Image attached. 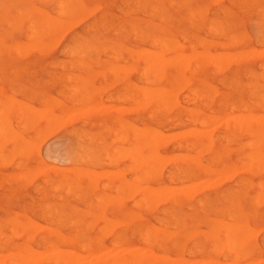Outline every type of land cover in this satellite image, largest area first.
<instances>
[{"label": "rangeland", "instance_id": "374dc122", "mask_svg": "<svg viewBox=\"0 0 264 264\" xmlns=\"http://www.w3.org/2000/svg\"><path fill=\"white\" fill-rule=\"evenodd\" d=\"M169 1H172V4ZM233 39L237 40L234 42ZM14 43H17L14 46H20L21 51V47L24 48L21 54H18L19 49L18 51L15 49V52L16 47H12ZM225 43L227 46H224ZM218 45H223V48ZM142 48L149 52L146 50L141 52ZM251 48L260 53L254 50L253 53H248ZM262 48L264 49V0H61V4L56 0H0V129H3V131L0 130L1 264H17L16 255L25 253L21 250L22 247L34 250L31 251L38 256L37 259L41 257L34 264H70V262L71 264L83 262L88 264L89 261L93 263L96 255L99 257L100 254L102 260L97 259L102 263L97 260L93 264H107V262L113 264L116 259L118 262L115 264H121V262L134 264L135 259H137L136 264H169L173 261L175 262L173 264L183 262H185L183 264H213L214 262L217 264L218 261V264H236V262L251 264L253 261L263 264L264 201H261L258 195L264 192V165L262 166L264 163V156H262L264 155V115H262L264 114V50ZM158 50H162V53L156 52ZM240 50V53H236ZM196 51L201 53L205 51L204 56L201 54L196 56L194 54ZM233 52L237 54L234 55L236 57L233 56ZM246 52L249 54L248 57ZM224 54L226 55L222 57ZM253 54L256 55L253 56ZM170 55H174L171 56V60ZM193 55L194 59L189 57ZM209 55L211 61L207 59ZM214 55L216 59L213 58ZM220 55L222 59H225L224 61L219 59ZM240 55L246 56V59L241 58ZM157 56L165 57L166 59L158 58L157 60L162 59L161 62H165L167 66L164 65L165 63L160 64L157 60L154 62ZM230 56L234 59L238 58L235 60L237 62L229 59ZM182 57H185L184 60H189L188 66H185L187 69H183L186 60L183 63ZM166 61H169V64ZM212 62L213 66H211ZM124 65L130 72L124 70ZM179 65L182 67L176 68ZM154 67L157 71H154ZM178 80L181 81L177 83ZM145 89L148 90V94L145 93ZM190 92L194 93L190 94ZM151 95L160 96L155 98ZM159 98L168 103H164L166 109H163L164 101L162 102ZM192 98L195 101H191ZM27 108L31 111L35 110V113L29 109L28 112ZM18 110L23 114H16ZM188 112L191 114L189 115ZM39 113H44L46 116L49 113L50 117L45 115L43 117L51 120L46 122L47 119H43ZM245 113L250 115L253 113L251 121L250 115ZM52 114H54L53 117ZM233 114L239 118L234 117ZM209 115L214 116L211 118ZM35 116L36 120H34ZM200 116H204V119ZM261 116H263L262 120L259 118ZM221 118L226 120L227 127ZM208 119H211L213 123ZM254 120L258 123L256 124ZM197 121L200 123L198 124ZM122 122H124L123 125L118 126ZM22 123H25V127H22L24 126L21 125ZM232 125H234L233 128ZM190 128H193L195 132ZM191 131L193 136H196H194L195 139ZM202 132H205L206 136ZM157 133L162 134L161 137ZM115 135H118L117 137L121 140H117ZM154 137L159 140L158 146L154 144L156 143V139H152ZM206 137L211 140L206 142ZM252 137H254L253 143L250 145L247 141H251ZM138 140L141 145H138ZM129 141L131 144L128 143ZM190 141L193 143L191 144ZM246 142L248 144H245ZM205 144L209 146L205 148ZM144 146L147 148L145 149ZM120 147L127 148L124 150L125 153L130 151L131 154L120 153L122 150ZM250 150H252L251 153L259 152L256 154L261 155L263 159L255 153L249 154ZM195 151L199 153L196 157ZM152 154L153 156L155 154V158ZM241 154L244 156L248 154V158L252 160ZM129 155H132L133 159ZM171 157L174 158V162ZM161 158L164 159V163H160L163 162ZM154 160L156 165L159 164L162 168L157 169L159 165L154 167V163L152 164ZM239 160L244 163H240ZM145 162L147 165L144 166ZM260 164L262 170L258 168ZM151 165L154 169L148 167ZM245 165H249V169ZM230 166L234 171L229 168ZM256 167L259 170H256ZM245 168L253 174L247 172ZM224 169L226 172H223ZM86 170L92 173L91 178ZM220 173L224 175L220 176ZM133 174L140 178L136 181L137 177ZM92 177L95 178L93 182ZM203 182L206 184L202 186ZM132 183L139 191L133 188ZM207 183L210 188L205 190ZM258 184L262 188H259ZM67 185L68 188H66ZM142 185H146L147 188L143 189ZM180 185L183 187L199 185L197 187L199 191L194 187L195 192L189 194L192 188L179 189ZM162 186L167 193L163 191ZM167 186L178 187V189L175 192L173 188ZM180 190L188 195L182 196V193H179ZM160 192L164 194L159 195ZM147 194L153 196L150 197ZM171 195L175 197L173 201H176L172 202ZM166 196L167 198H164ZM157 199L161 203H156ZM146 205L147 209L144 208ZM231 212L235 215L230 214ZM230 215L233 216L231 219ZM221 222H224L222 226L225 228H220ZM236 222L243 227L241 229L244 230L243 233L240 227L234 229L238 225ZM18 224L19 227H17ZM152 224L159 228L154 229ZM103 225L107 232H104L106 230L103 229ZM245 225L248 227L245 228ZM226 226L231 233L227 232ZM41 227H43L42 230ZM98 227L100 231H103L99 232ZM146 228L149 229V233ZM160 229L165 230V233L163 230L160 233ZM223 229L232 238L239 239L240 234V240H236L237 243L234 239L231 240L236 244H234L235 247L232 248L233 245L228 243L230 237L229 240L226 238L228 242L225 244L224 237L228 234L226 235ZM247 229L253 232L255 230L256 234L252 233L254 236H250L251 232L249 233ZM103 232L104 235L101 234ZM145 232L151 236L149 237ZM244 232L249 233V238L247 235L243 236L246 234ZM166 233H168L167 236L169 234L171 236H163ZM27 234L30 236L27 237ZM143 234L144 238H140ZM192 244L198 249L194 250ZM225 245L231 246L232 249L227 247L228 249L224 250ZM212 246L218 247V251L212 250ZM45 248L50 249L47 251ZM125 248L130 254L133 251L134 255L126 254ZM63 249L66 250V254L62 253ZM102 249L104 252L101 251ZM120 249H122L121 255L125 254L124 257L120 255ZM8 251H13L11 256ZM56 252L59 255L63 254V257L68 256L69 252L73 255L69 254L64 258L66 260H60ZM95 252H97L96 255L91 254ZM151 253L153 258L154 254H158L160 261L151 260ZM47 254L50 256L47 257ZM145 254L151 256L146 258ZM5 255L11 257L13 261L5 258ZM45 256L47 261H40L43 257L45 259ZM235 256L237 259L234 258ZM114 257L116 259L113 260ZM162 257L168 262L164 263L165 260L163 262ZM181 257L183 259L179 260ZM232 258L235 259L234 262ZM127 259L131 260L127 262ZM148 259H150L149 262L144 263Z\"/></svg>", "mask_w": 264, "mask_h": 264}, {"label": "bare ground", "instance_id": "6f19581e", "mask_svg": "<svg viewBox=\"0 0 264 264\" xmlns=\"http://www.w3.org/2000/svg\"><path fill=\"white\" fill-rule=\"evenodd\" d=\"M41 1H42V0H41ZM56 1L60 2V4H61V0H56ZM71 1H72V0H71ZM171 2H172V1H171ZM171 2L169 1V3H171ZM213 2L215 3V2H217V1H213ZM252 2H253V1H252ZM18 3H19V2H18ZM62 3H63V2H62ZM166 3H167V2H166ZM54 4L57 6L56 3H54ZM58 4H59V3H58ZM68 4H69V3H68ZM171 4H172V3H171ZM251 4H252V3H251ZM156 5H157V4H156ZM244 5H245V4H244ZM72 6H73V5H72ZM167 6H168V5H167ZM61 7H62V5H61ZM151 7H152V6H151ZM156 7H157V6H156ZM156 7H155V8H156ZM22 8H23V7H22ZM62 8H63V7H62ZM62 8H61V9H62ZM72 8H73V7H72ZM79 8H81V7L79 6ZM91 8H92V7H91ZM170 8H171V7H170ZM175 8H176V7H175ZM25 9H26V8H25ZM157 9H158V7H157ZM172 9H173V8H172ZM253 9H254V8H253ZM17 10H18V9H17ZM56 10H57V9H56ZM82 10H83V9H82ZM85 10H86V9H85ZM14 11H15V9H14ZM58 11H59V9H58ZM58 11H57V12H58ZM155 11H156V10H155ZM165 11H166V10H165ZM17 12H18V11H17ZM67 12H68V11H67ZM19 13H21V12L19 11ZM61 13H62V12H61ZM61 13H60V14H61ZM65 14H67V13L65 12ZM160 14H161V13H160ZM61 15H62V14H61ZM63 15H64V14H63ZM143 15H144V14H143ZM199 15H201V14H199ZM80 16H81V15H80ZM83 16H84V15H83ZM173 16H174V15H173ZM197 16H198V15H197ZM49 17H50V16H49ZM83 18H84V17H83ZM85 18H86V17H85ZM150 18H151V17H150ZM161 18H162V17H161ZM169 18H170V17H169ZM46 19H47V18H46ZM58 19H59V18H58ZM73 19H75V18H73ZM76 19H78V18H76ZM76 19H75V20H76ZM203 19H204V18H203ZM25 20H26V19H25ZM137 20H138V19H137ZM226 20H227V19H226ZM58 21H59V20H58ZM140 21H141V20H140ZM189 21H190V20H189ZM56 22H57V21H56ZM75 22H76V21H75ZM201 22H202V21H201ZM28 23H29V22H28ZM47 23H48V22H47ZM54 23H55V22H54ZM54 23H53V24H54ZM72 23H73V21H72ZM76 23H77V22H76ZM76 23H75V24H76ZM149 23H150V22H149ZM48 24H49V23H48ZM48 24H47V25H48ZM69 24H70V23H69ZM231 24H232V23H231ZM67 25H68V24H67ZM14 26H15V25H14ZM71 26H72V25H71ZM65 27L68 28V26H65ZM71 28H72V27H71ZM212 29H213V28H211V30H212ZM86 30H87V29H86ZM207 30H208V29H207ZM214 31H215V30H214ZM32 34H33V33H31V35H32ZM31 35H30V36H31ZM87 35H88V34H87ZM176 35H177V34H176ZM180 35H181V34H180ZM77 36H79V35H77ZM169 36H170V35H169ZM28 37H29V35L27 36V38H28ZM32 37H33V36H32ZM54 37H55V36H54ZM181 37H182V36H181ZM79 38H80V37H79ZM169 38H170V37H169ZM183 39H184V38H183ZM261 39H263V38H261ZM235 40H237V39H233L234 42H235ZM97 41H98V40H97ZM231 41H232V39H231ZM153 42H154V41H153ZM42 43H44V42H42ZM229 43H230V41H229ZM27 44H28V43H27ZM44 44H45V43H44ZM176 44H178V43H176ZM232 44H233V42H232ZM234 44H235V43H234ZM14 45H17V43H14V44L12 45L13 48L16 47V46H14ZM48 45H49V44H48ZM83 45H84V44H83ZM229 45H231V44H229ZM259 45H260V44H259ZM21 46H23V45H21ZM24 46H25V44H24ZM24 46H23V47H24ZM49 46H50V45H49ZM163 46H164V45H163ZM169 46H170V45H169ZM191 46H192V45H190V47H191ZM209 46H210V45H209ZM224 46H227V44L225 43ZM34 47H35V46H34ZM50 47H51V46H50ZM79 47H80V46H79ZM151 47H152V46H151ZM165 47H166V46H165ZM218 47L223 48V45H222V46H221V45H220V46L218 45ZM19 48H20V46L18 45L16 48H14V50L16 49V50L18 51ZM30 48H31V47H30ZM35 48H37V47H35ZM35 48H34V49H35ZM175 48H176V47H175ZM21 49H22V51H24V50H23L24 48L21 47ZM25 49H26V48H25ZM107 49H108V48H107ZM159 49H160V48H159ZM161 49H162V48H161ZM163 49H164V48H163ZM163 49H162V50H163ZM170 49H171V48H170ZM262 49H263V48H262ZM16 50H15V52H16ZM19 50H20V49H19ZM66 50H67V48H66ZM68 50H69V49H68ZM85 50H86V49H85ZM101 50H103L102 47H101ZM142 50H143V48L141 49V52H146V51H148L147 49H144V50H146V51H144V50L142 51ZM162 50H158V51H156V52H158V53L161 54V53H162ZM164 50H166V49H164ZM251 50H252V48L250 49V51H248V53H249V52H250V53H253V50H254V49L252 50V52H251ZM263 50H264V49H263ZM22 51L20 50L18 54H21L20 52H22ZM98 51H99V50H98ZM103 51H104V50H103ZM103 51H102V52H103ZM109 51H112V50H109ZM127 51H128V50H127ZM138 51H139V50H138ZM154 51H155V50H154ZM160 51H161V52H160ZM173 51H174V50H173ZM173 51H172V52H173ZM221 51H222V50H221ZM246 51H247V50H246ZM254 51H255V50H254ZM259 51H262V50H259ZM71 52H72V51H71ZM74 52L76 53V51H74ZM148 52H149V51H148ZM152 52H153V51H152ZM197 52H198V53H197ZM199 52H200V53H199ZM203 52H205V51H202V53H201V51H196V53L194 52V54H196V56H197V55L199 56L200 54L204 56ZM235 52H236V51H235ZM235 52H233V53H234L233 56H234L236 53H240L241 50H240L239 52H238V51H237L236 53H235ZM255 52L260 53V52H258V51H255ZM255 52H254V53H255ZM262 52H263V51H262ZM24 53H25V52H24ZM112 53H113V52H112ZM158 53H157V54H158ZM214 53H215V52H214ZM218 53L220 54V53H226V52H218ZM246 53H247V52H246ZM248 53H247V55H246L247 57H248V55H249ZM257 53H256V54H257ZM73 54H74V53H73ZM150 54H151V51H150ZM154 54H155V52H154ZM157 54H156V55H157ZM180 54H181V52L178 54L179 56H178L177 54H174V55H177L178 57H180ZM206 54H207V52H206ZM243 54H244V52H243ZM243 54H242V55H243ZM256 54H253V56L256 55ZM261 54H262V53H261ZM261 54H258V55H261ZM65 55H66V54H65ZM67 55H69V54H67ZM75 55H76V54H75ZM101 55H102V54H101ZM174 55H170V57H171V56L173 57ZM201 55H200V56H201ZM207 55H208V54H207ZM221 55H222V54H221ZM221 55H220L219 57H221ZM225 55H226V54H224L222 57H224ZM229 55H231V54H229ZM229 55H228V56H229ZM236 55H237V54H236ZM238 55H239V54H238ZM242 55H240L241 58L246 59V58H245L246 56H245V57H242ZM250 55H251V54H250ZM76 56H77V55H76ZM110 56H112V55H110ZM211 56H212V55H211ZM154 57H155V56H154ZM170 57H169V58H170ZM172 57L170 58V60L172 59ZM186 57H187V56H186ZM189 57H190V58H192V57L195 58L194 55H193V56H189ZM214 57H215V55L213 56V58H214ZM217 57H218V56H217ZM222 57L219 58V59H222ZM226 57H227V56H226ZM226 57H225V58H226ZM234 57H236V56H234ZM250 57L253 58L252 55H251ZM113 58H116V56H113ZM150 58H151V56H150ZM158 58H163V56H160V57L157 56L156 59L154 60V62H155ZM167 58H168V57H167ZM169 58H168V59H169ZM174 58H175V57H174ZM182 58H183L182 60H184L185 57H182ZM194 58H192V59H194ZM230 58H231L232 61H235L236 59L238 60V58H235V59H234L232 56H230L229 59H230ZM232 58H233V59H232ZM163 59H166V58L164 57ZM179 59H180V58H179ZM188 59H189V58H188ZM207 59L210 60V55H209V57H208ZM211 59H212V58H211ZM214 59H216V58H214ZM223 59H224V58H223ZM223 59H222V60H223ZM180 60H181V59H180ZM180 60H178V61L180 62ZM185 60H186V59H185ZM185 60L183 61V63L185 62ZM224 60H225V59H224ZM224 60H223V61H224ZM123 61H124V60H123ZM158 61H159V60H157V62H158ZM161 61H162V59H161ZM161 61H159V63L163 65V63H165V62H161ZM163 61H164V60H163ZM174 61H175V59H174ZM188 61H189V60H188ZM188 61L186 60V63H185V65L183 66V69L186 68L185 66H188V65H187V64H188ZM210 61H211V60H210ZM210 61H209V62H210ZM256 61H257V60H256ZM152 62H153V61H152ZM152 62H151V63H152ZM166 62H168V64H169V61H166ZM181 62H182V61H181ZM214 62H215V64H216V61H214ZM235 62H237V61H235ZM171 63H174V62H171ZM177 63H178V62H177ZM183 63H180V64L182 65ZM156 64H158V63H156ZM213 64H214V63L212 62L211 66H213ZM154 65H155V64H154ZM158 65H159V64H158ZM158 65H157V67H158ZM164 65L167 66L166 63H165ZM170 65H171V64H170ZM181 65L177 66L176 68L180 67ZM194 65H195V64H194ZM143 66H144V65H143ZM143 66H142V67H143ZM196 66H197V64H196ZM214 66H216V65H214ZM260 66H261V65H260ZM113 67H115V66H113ZM113 67H111V68H113ZM120 67H121V66H120ZM155 67H156V65H155ZM155 67H154V68H155ZM181 67H182V66H181ZM216 67H217V66H216ZM123 68H125L124 70H126V69H127V68H126V65H124ZM129 68H130V66H129ZM154 68H153V70H154ZM261 68H262V66H261ZM118 69H120V68H118ZM121 69H122V68H121ZM130 69H131V68H130ZM174 69H175V68H174ZM186 69H187V68H186ZM257 69H258V68H257ZM128 70H129V69H128ZM128 70H126V72H127ZM191 70H192V69H191ZM204 70H205V69H204ZM117 71H118V70H117ZM154 71H157V69L155 68ZM195 71H196V70H195ZM113 72H114V71H113ZM115 72H116V70H115ZM123 72H124V71H123ZM128 72H130V71H128ZM176 72H177V71H176ZM187 72H188V71H187ZM134 73H135V71H134ZM210 73H211V72H210ZM115 74H116V73H115ZM142 74H143V73H142ZM143 75H144V74H143ZM146 75H147V74H146ZM156 75H157V74H156ZM156 75H155V77H156ZM112 76H113V75H112ZM150 76H151V75H150ZM153 76H154V75H153ZM120 77H121V76H120ZM155 77H153V78H155ZM168 77H169V75H168ZM114 78H116L115 75H114ZM116 79H117V78H116ZM170 79H171V78H170ZM253 79H254V78H253ZM260 79H261V78H260ZM263 79H264V78H263ZM179 81H181V80H178L177 83H178ZM183 81H184V80H183ZM251 81H252V80H251ZM261 81H262V80H261ZM186 82H187V81H186ZM145 83H147V81H146ZM162 83H163V82H162ZM165 83H166V82H165ZM180 83H181V82H180ZM187 83H188V82H187ZM187 83H186V84H187ZM129 84H131V83H129ZM143 84H144V83H143ZM182 84H183V83H182ZM188 84H189V83H188ZM188 84H187V85H188ZM175 85H176V84H175ZM178 85H179V84H178ZM187 85H186V86H187ZM143 86H145V85H143ZM168 86H169V85H167V87H168ZM121 87H122V86H121ZM167 87H165V88H167ZM71 88H72V87H71ZM76 88H77V87H76ZM98 88H99V87H97V89H98ZM158 88H159V87H158ZM169 88H170V86H169ZM102 89H103V88H102ZM123 89H125V88H123ZM198 89H199V88H198ZM73 90H74V89H73ZM100 90H101V88H100ZM195 90H196V89H195ZM134 91H135V90H134ZM136 91H137V90H136ZM144 91H145L146 94L149 93L148 90H146V89H145ZM146 91H147V92H146ZM158 91H160V88L158 89ZM189 91H190V90H189ZM128 92H129V91H128ZM137 92H138V91H137ZM137 92H136V93H137ZM150 92H151V91H150ZM164 92H165V91H164ZM248 92H249V91H248ZM134 93H135V92H134ZM141 93H142V92H141ZM165 93H166V92H165ZM173 93H174V92H173ZM192 93H194V92H192ZM192 93L190 92V94H192ZM60 94H61V93H60ZM132 94H133V93H132ZM160 94H161V92H160ZM162 94H163V92H162ZM174 94H175V93H174ZM248 94H249V93H248ZM143 95H144V94H143ZM149 95H150V94H149ZM149 95H148L147 99L149 98ZM200 95H202V94H200ZM215 95H216V94H215ZM6 96H7V95H6ZM6 96H5V97H6ZM151 96H152V97H155V96H153V95H151ZM157 96H158V95H156V97H157ZM159 96H160V95H159ZM159 96H158V97H159ZM169 96H170V95H169ZM173 96L175 97V95H173ZM186 96H187V95H186ZM195 96H197V95L195 94ZM245 96H246V95H245ZM128 97H129V96H128ZM156 97H155V98H156ZM191 97H192V96H191ZM199 97H200V96H199ZM199 97H196V98H199ZM250 97H251V96H250ZM139 98H140V97H139ZM139 98H138V99H139ZM160 98H161V97H160ZM160 98H159V100L163 99V98H161V99H160ZM188 98H189V97H188ZM206 98H207V97H206ZM262 98H263V97H262ZM5 99H6V98H5ZM134 99H136V98H134ZM147 99H146V100H147ZM150 99H151V97H150ZM157 99H158V98H157ZM208 99H209V98H208ZM12 100H13V99H12ZM132 100H133V99H132ZM148 100H149V99H148ZM148 100H147V101H148ZM175 100H176V99H175ZM200 100L202 101V99H200ZM204 100H206V99H204ZM261 100H262V99H261ZM263 100H264V99H263ZM47 101H48V100H47ZM137 101H138V100H137ZM161 101L163 102L164 100H161ZM161 101H160V102H161ZM191 101H195V99L192 98ZM191 101H190V103H191ZM12 102H13V101H12ZM148 102H149V101H148ZM148 102H147V103H148ZM162 102H161V103H162ZM19 103H20V101H19ZM19 103H18V104H19ZM54 103H55V102H54ZM139 103H140V102H139ZM164 103H166V102L164 101L163 104H162V105H163V109H166V108L164 107V105H165ZM199 103H200V102H199ZM3 104H4V103H2V105H3ZM166 104H168V103H166ZM206 104H207V103H206ZM213 104H214V103H213ZM141 105H142V103H141ZM162 105H161V106H162ZM202 105H203V104H202ZM257 105H258V104H257ZM16 106H17V108L19 109V106H18L17 104H16ZM138 106H140V105H138ZM176 106H177V105H176ZM206 106H207V105H206ZM3 107H4V106H3ZM29 107H32V106L29 105ZM135 107H136V106H135ZM141 107H142V106H141ZM157 107H158V106H157ZM159 107H160V106H159ZM172 107H173V106H172ZM172 107H171V108H172ZM178 107H179V106H178ZM185 107H186V106H185ZM202 107H203V106H202ZM204 107H205V106H204ZM216 107H217V106H216ZM14 108H16V107H14ZM42 108H43V107H42ZM179 108H181V107H179ZM207 108H208V106H207ZM210 108H211V107H210ZM4 109H6V107H4ZM28 109H29V108H27V110H28ZM32 109H33V107H32ZM89 109H90V108H89ZM94 109H95V108H94ZM108 109H109V108H108ZM158 109H159V108H157V110H158ZM169 109H170V108H169ZM238 109H239V108H238ZM240 109H241V108H240ZM242 109H243V108H242ZM29 110L31 111V109H29ZM29 110H28V112H29ZM37 110H38V109H37ZM40 110H42V109H40ZM40 110H39V111H40ZM43 110H44V109H43ZM47 110H48V108H47ZM60 110H61V109H60ZM97 110H98V109H97ZM123 110H124V109H123ZM149 110H150V109H149ZM180 110H181V109H180ZM180 110H179V111H180ZM182 110H183V109H182ZM186 110H187V109H186ZM210 110H211V109H210ZM19 111H20V110H18V112H17L16 114L19 113L20 115H22L23 113L21 114ZM34 111H35V110H32L31 112H34ZM44 111H45V110H44ZM44 111H41V112H44ZM78 111H79V110H78ZM84 111H85V110H84ZM124 111H125V110H124ZM127 111H128V110H127ZM184 111H185V110H184ZM230 111H231V110H230ZM239 111H240V110H239ZM13 112H15V111H13ZM21 112H22V111H21ZM31 112H30V113H31ZM151 112H152V111H151ZM162 112H163V111H162ZM162 112H161V113H162ZM164 112H165V110H164ZM164 112H163V113H164ZM205 112H206V111H205ZM34 113H35V112H34ZM34 113H33V115H34ZM66 113H68V112H66ZM74 113H75V112H74ZM85 113H86V112H85ZM87 113H88V112H87ZM165 113H166V112H165ZM165 113H164L163 115H165ZM188 113H189V112H188ZM217 113H218V112H217ZM240 113H241V112H240ZM31 114H32V113H31ZM39 114H40V113H39ZM41 114H42V115H41ZM41 114H40V116H42V118L45 119V117H43L45 114H44V113H41ZM46 114H47V113H46ZM186 114H187V113H186ZM190 114H191V113H189V115H190ZM223 114H224V113H223ZM241 114H242V113H241ZM245 114H246V115H250V113H245ZM252 114H253V113H251V115H252ZM6 115H7V114H6ZM25 115H26V114H25ZM35 115H36V114H35ZM78 115H79V114H78ZM84 115H85V114H84ZM147 115H148V114H147ZM187 115H188V114H187ZM201 115H202V114H201ZM242 115H243V114H242ZM251 115H250V117H251V118H250V121H251V119H252V117H253V116H251ZM255 115L257 116L256 113H255ZM258 115H259V114H258ZM262 115H264V114H262ZM45 116H46V115H45ZM48 116L50 117L51 115H49V113H48V115H47L46 117H48ZM53 116H54V114H52V117H53ZM55 116H56V114H55ZM57 116H58V115H57ZM57 116H56V117H57ZM207 116H208V114H207ZM210 116H211V118H212V116H214V115H209V117H210ZM215 116H216V115H215ZM227 116H228V115H227ZM233 116H234V114H233ZM235 116H236V115H235ZM235 116H234V117H235ZM256 116H254L255 120H257V119H256V118H257ZM21 117H22V116H21ZM37 117L40 118V119H42V118L39 117L38 115H37ZM58 117H59V116H58ZM169 117H170V116H169ZM190 117H191V116H190ZM200 117H201V116H200ZM203 117H204V116H203ZM203 117H201V118H203ZM236 117H237V116H236ZM240 117L242 118V116H240ZM243 117H244V116H243ZM245 117H249V116H245ZM245 117H244V118H245ZM261 117H262V118H261ZM261 117H259V118L262 120V119H263V116H261ZM1 118H2V117H1ZM33 118H34V116H33ZM61 118H63V117H61ZM66 118H67V117H66ZM69 118H70V117H69ZM72 118H73V116H72ZM72 118H71V119H72ZM184 118H185V117H184ZM197 118H199V117H197ZM226 118H227V117H226ZM229 118H230V117H228V119H229ZM237 118H239V117H237ZM18 119H19V117H18ZM18 119H17V121H18ZM23 119H24V116H23ZM46 119H47L46 122H48L50 118H49V119L46 118ZM46 119H45V120H46ZM59 119H60V118H58V120H59ZM71 119H70V120H71ZM167 119H168V118H167ZM186 119H187V118H186ZM203 119H204V118H203ZM203 119H200V120H203ZM221 119H222V118H221ZM221 119H220V120H221ZM224 119H225V117H224ZM224 119H222V120H224ZM248 119H249V118H248ZM13 120H14V119H13ZM25 120H26V119H25ZM34 120H36V116H35V119H34ZM38 120H39V119H38ZM50 120H51V119H50ZM72 120H73V119H72ZM220 120H219V121H220ZM234 120H235V119H234ZM236 120H237V119H236ZM255 120H254V122L257 124L258 122L255 121ZM261 120H260V121H261ZM14 121L16 122V120H14ZM56 121H57V119H56ZM66 121H67V120H66ZM190 121H191V120H190ZM198 121H199V120H198ZM198 121H197V122H198ZM208 121H211V119H210V120L208 119ZM214 121H217V120L214 119ZM241 121H242V120H241ZM245 121H246V120H245ZM252 121H253V120H252ZM263 121H264V119H263ZM263 121H262V122H263ZM23 122H24V121H23ZM52 122H53V121H52ZM59 122H60V121H59ZM201 122L203 123V121H201ZM205 122H206V121H205ZM6 123H7V122H6ZM36 123H37V122H36ZM50 123H51V121H50ZM65 123H67V122H65ZM123 123H124V122L119 123L118 126H120L121 124L123 125ZM199 123H200V122H198V124H199ZM209 123H210V122H209ZM211 123H213V122L211 121ZM218 123H219V122H218ZM218 123H217V124H218ZM225 123H227L226 120H224V125H225ZM236 123H237V122H236ZM238 123H240V122L238 121ZM46 124H47V123H46ZM46 124H45V125H46ZM204 124H205V123H204ZM204 124H203V125H204ZM220 124H221V123H220ZM3 125H5V124H3ZM16 125H18V124H16ZM21 125H24V126H22V127H25V123H24V124L22 123ZM21 125H20V126H21ZM29 125H30V124H29ZM45 125H44V126H45ZM126 125H127V124H126ZM215 125H216V124H215ZM236 125H237V124H236ZM244 125H245V124H244ZM248 125H249V124H248ZM6 126H7V125H6ZM18 126H19V125H18ZM56 126H57V125H56ZM130 126H131V125H130ZM130 126H128V127H130ZM206 126H207V125H206ZM225 126H226V125H225ZM0 127H1V126H0ZM2 127H3V126H2ZM7 127H8V126H7ZM9 127H10V126H9ZM9 127H8V128H9ZM26 127H27V125H26ZM187 127H188V126H187ZM215 127H216V126H215ZM226 127H227V126H226ZM233 127H234V125H232V128H233ZM8 128H7V129H8ZM53 128H54V127H53ZM55 128H56V127H55ZM133 128H135V126H134ZM144 128H145V126H144ZM193 128H194V127H193ZM193 128H192V129H193ZM209 128H210V127H209ZM237 128H238V127H237ZM249 128H250V127H249ZM22 129H23V128H22ZM24 129H25V128H24ZM35 129H36V128H35ZM118 129L120 130V128H118ZM131 129H132V128H131ZM137 129H138V128H137ZM188 129H189V128H188ZM188 129H186V130L188 131ZM192 129L190 128V130H192ZM195 129H196V128H195ZM223 129H224V128H223ZM225 129H227V128H225ZM244 129H245V128H244ZM0 130L3 131L2 128H1ZM121 130H122V129H121ZM132 130H133V129H132ZM151 130H152V129H151ZM154 130H155V129H154ZM156 130H157V129H156ZM186 130H185V131H186ZM238 130L240 131V129H238ZM248 130H249V129H248ZM20 131H21V129H20ZM134 131H136V130H134ZM140 131H141V130H140ZM142 131H143V130H142ZM152 131H153V130H152ZM152 131H151V133H152ZM157 131H158V130H157ZM182 131H183V130H182ZM192 131H193V130H192ZM192 131H191V132H192ZM197 131H198V130H197ZM200 131H201V130H200ZM208 131H209V130H208ZM249 131H250V130H249ZM137 132H138V131H137ZM174 132H175V131H174ZM176 132H177V131H176ZM191 132H189V133H191ZM193 132H195V131H193ZM193 132H192V134H191L192 136H193ZM224 132H225V131H224ZM121 133H122V131H121ZM130 133H132V132H130ZM145 133H146V132H145ZM149 133H150V132H149ZM154 133H155V132H154ZM168 133H169V132H168ZM170 133H171V132H170ZM189 133H188V134H189ZM199 133H201V132H199ZM202 133H203V132H202ZM227 133H228V132H227ZM159 134H160V133H159ZM248 134H249V133H248ZM248 134H246V135H248ZM35 135H36V132H35ZM118 135H119V134H118ZM118 135H115L114 137L116 138ZM120 135H121V134H120ZM120 135H119V136H120ZM138 135H139V134H138ZM153 135H154V134H153ZM157 135H158V133H157ZM161 135H162V134H161ZM161 135H158V136L161 137ZM203 135H205V132L203 133ZM203 135L201 134V136H203ZM251 135H252V133H251ZM6 136H7V135H6ZM9 136H10V135H9ZM119 136H118V137H119ZM132 136H133V135H132ZM141 136H142V135H141ZM143 136H144V135H143ZM145 136H146V135H145ZM167 136H168V135H167ZM171 136H173V135H171ZM171 136H170V137H171ZM177 136H178V135H177ZM187 136H190V135H187ZM194 136H195V135H194ZM194 136H193V138H194ZM197 136L199 137L198 133H197ZM205 136H206V135H205ZM249 136H250V134H249ZM1 137H2V136H1ZM20 137H21V136H20ZM118 137H117L116 139H117V140H121V139L118 138ZM146 137H147V136H146ZM152 137H153V136H152ZM160 137H159V139H160ZM163 137L165 138V136H163ZM178 137H179V136H178ZM195 137H196V136H195ZM207 137H208V136H207ZM207 137H206V140H207L206 142H208L209 140H211L210 137H209V138H210L209 140L207 139ZM11 138H12V136H11ZM115 138H113V140H114ZM123 138H124V137H123ZM125 138H126V136H125ZM171 138H172V137H171ZM174 138H175V137H174ZM174 138H173V139H174ZM176 138H177V137H176ZM187 138H188V137H187ZM212 138H213V137H212ZM217 138H218V137H217ZM221 138H222V137H221ZM245 138H246V137H245ZM253 138H254V137H252V140H251L252 142H251V141H247V142H249V144H250V143H253ZM257 138H258V137H257ZM257 138H256V139H257ZM142 139H143V137H142ZM152 139H153V140L156 139V140H155L156 143H154ZM152 139H151V140H152V142H153L154 144H157V141H159V140H157V138H155V137L152 138ZM165 139H166V138H165ZM194 139H195V138H194ZM197 139H198V138H197ZM1 140H2V139H1ZM8 140H10V138H9ZM13 140H14V137H13ZM130 140H131V139H130ZM143 140H146V138L143 139ZM147 140H149V139H147ZM182 140H183V139H182ZM186 140H187V139H186ZM222 140L227 141V139H226V140H225V139H222ZM139 141H140V140H138V142H139ZM184 141H185V140H184ZM184 141H183V142H184ZM13 142H14V141H13ZM13 142H12V143H13ZM117 142H118V141H117ZM161 142H162V141H161ZM166 142H167V141H166ZM185 142H186V141H185ZM247 142H246L245 144H248ZM23 143H24V142H23ZM27 143H28V142H27ZM128 143L131 144L130 141H129ZM135 143H137V142H135ZM163 143H165V142H163ZM163 143H162V145H163ZM190 143H191V141H190ZM192 143H193V142H192ZM192 143H191V144H192ZM137 144H138V143H137ZM151 144H152V143H151ZM187 144H189V143H187ZM202 144H203V143H202ZM236 144H237V143H236ZM13 145H14V143H13ZM32 145H33V144H32ZM134 145H135V144H134ZM138 145H141V143L139 142ZM142 145H143V144H142ZM184 145H185V143H184ZM184 145H183V146H184ZM189 145H190V144H189ZM203 145H204V144H203ZM250 145H251V144H250ZM250 145H248V146H250ZM132 146H133V145H132ZM155 146H156V145H155ZM157 146H158V144H157ZM185 146H186V145H185ZM190 146H192V145H190ZM199 146H200V145H199ZM199 146H198V147H199ZM206 146H209V144H205L204 147L206 148ZM240 146H242V145H240ZM122 147H123V146H122ZM122 147H120V149H121ZM138 147H139V146H138ZM186 147H187V146H186ZM192 147H195V145H193ZM198 147H197V148H198ZM200 147H202V145H201ZM200 147H199V148H200ZM27 148H28V147H27ZM128 148H129V147H128ZM144 148H145V146H144ZM146 148H147V147H146ZM146 148H145V149H146ZM205 148H204V150H205ZM126 149H127V148H125V149L122 148V150L120 151V153H122V152L125 153L124 150H126ZM133 149H134V148H133ZM200 149H201V148H200ZM114 150H116V149H114ZM137 150H138V149H137ZM185 150H186V149H185ZM195 150H196V149H195ZM197 150H198V149H197ZM16 151H18V150H16ZM20 151H21V149H20ZM28 151H29V150H28ZM134 151H135V150H134ZM186 151H187V150H186ZM199 151H200V150H199ZM251 151H252V150H250L249 154L251 153ZM21 152H23V151H21ZM21 152H20V153H21ZM128 152L130 153V151H127L125 154L128 155ZM188 152H190V151H188ZM200 152H201V151H200ZM202 152H203V151H202ZM205 152H206V150H205ZM23 153H25V151H24ZM133 153H134V152H133ZM133 153H132V154H133ZM137 153H139V152L137 151ZM144 153H145V152H144ZM150 153H151V152H150ZM156 153H157V152H156ZM158 153H159V152H158ZM192 153H193V152H192ZM253 153H255V152H253ZM253 153H251V154H253ZM256 153H259V152H256ZM256 153H255V154H256ZM18 154H19V153H18ZM125 154H124V155H125ZM130 154H131V153H130ZM194 154H195V155H194L195 157H196L197 155H199V153L197 154L196 151L194 152ZM196 154H197V155H196ZM10 155H11V154H10ZM19 155L21 156V154H19ZM24 155H25V154H24ZM120 155H121V154H120ZM127 155H125V156H127ZM134 155H135V154H134ZM136 155H137V154H136ZM142 155H143V154H142ZM146 155H147V154H146ZM150 155H151V154H150ZM161 155H162V154H161ZM241 155H242V154H241ZM1 156H2V155H1ZM105 156H106V155H105ZM131 156H132V155H129V157H131ZM152 156H153V154H152ZM154 156H155V154H154ZM154 156H153V157H154ZM159 156H160V155H159ZM176 156H177V155H176ZM242 156L248 158V154H246V156H244V155H242ZM249 156H251V155H249ZM256 156H260L259 158H262V159H263V157H261V155L256 154ZM262 156H264V155H262ZM5 157H6V156H5ZM108 157H109V156H108ZM117 157H118V156H117ZM145 157H146V156H145ZM145 157H144V158H145ZM147 157H149V156H147ZM147 157H146V158H147ZM200 157H201V156H200ZM254 157H255V156H254ZM131 158H132V157H131ZM131 158H130V159H131ZM142 158H143V156H142ZM154 158H155V157H154ZM190 158H192V156H191ZM251 158H253V157H251ZM255 158H257V157H255ZM80 159H81V158H80ZM132 159H133V158H132ZM149 159H150V158H149ZM149 159H148V160H149ZM171 159H173V162H174V158L171 157ZM179 159H180V158H179ZM188 159H189V158H188ZM201 159L203 160V158H201ZM248 159H249V158H248ZM144 160H146V159H144ZM160 160H163V162H160V163H164V162H165L163 158H161ZM175 160H176V159H175ZM195 160H196V159H195ZM249 160H252V159H249ZM254 160L256 161V159H254ZM258 160H260V159H258ZM2 161H3V160H2ZM149 161H151V160H149ZM170 161H171V160H170ZM211 161H212V160H211ZM237 161H238V160H237ZM239 161H240V160H239ZM263 161H264V159H263ZM18 162H19V161H18ZM132 162H133V161H132ZM135 162H136V161H135ZM143 162H144V161H143ZM155 162H156L155 160H154V162L152 161V164L154 163V164H153L154 167H155V165H156ZM192 162H194V161H192ZM241 162L244 163V161H240V163H241ZM246 162L250 163L249 161H246ZM258 162H259V161H258ZM261 162H262V161H261ZM145 163H146V162H145ZM133 164H134V163H133ZM135 164H136V163H135ZM209 164H210V163H209ZM145 165H147V163L144 164V166H145ZM149 165H150V164H149ZM158 165H159V164H158ZM158 165H156V166H158ZM242 165H243V164H242ZM255 165H256V164H255ZM255 165H253V166H255ZM263 165H264V163H262V166H263ZM222 166H223V165H222ZM245 166L248 167L249 165H245ZM256 166H257V165H256ZM148 167L153 168L152 165H151V166H148ZM231 167H232V166H230L229 168L232 170ZM249 167H250V166H249ZM249 167H248V169H249ZM58 168H59V167H58ZM75 168H76V167H75ZM132 168H133V167H132ZM159 168H162L161 165H159V166L157 167V169H159ZM204 168H205V166H204ZM258 168L261 169V164H260V167H258ZM134 169H135V168H134ZM148 169H149V168H148ZM153 169H154V168H153ZM174 169H176V168H174ZM240 169H241V168H240ZM242 169H243V168H242ZM245 169H246V171H247V168H245ZM245 169H244V170H245ZM259 169H257V167H256V170H259ZM263 169H264V168H263ZM76 170H77V168H76ZM79 170H80V169H79ZM144 170L146 171V168H144ZM144 170L142 169V172H143ZM149 170H150V169H149ZM205 170H207V169L205 168ZM227 170H228V169H227ZM244 170H243V171H244ZM261 170H262V169H261ZM34 171H35V170H34ZM34 171H32V172H34ZM77 171H78V170H77ZM81 171L83 172L84 170L81 169ZM86 171H87V170H86ZM105 171H106V170H105ZM145 171H144L143 175H145ZM156 171H157V170H155V172H156ZM176 171H177V170H176ZM203 171H204V169H203ZM220 171H222V168H220ZM224 171H225V169L223 170V172H224ZM232 171H234V170H232ZM87 172L89 173V171H87ZM87 172H86V174H88ZM90 172H91V170H90ZM101 172H102V171H101ZM119 172H120V170H119ZM146 172H147V171H146ZM158 172H159V171H158ZM160 172H161V171H160ZM225 172H226V171H225ZM229 172H230V171H229ZM229 172H228V173H229ZM247 172L252 173V172H250V171H247ZM35 173H36V171H35ZM41 173H42V172H41ZM54 173H55V171H54ZM83 173H84V172H83ZM109 173H110V172H109ZM177 173H179V172H177ZM212 173H214V172H212ZM215 173H216V172H215ZM228 173H227V175H228ZM76 174H78V173L76 172ZM76 174H75V175H76ZM91 174H92V173H91ZM91 174H90V173L88 174L89 177H90ZM149 174H150V173H149ZM149 174H148V175H149ZM225 174H226V173H225ZM252 174H253V173H252ZM21 175H22V174H21ZM35 175H38V174H35ZM35 175H34V176H35ZM78 175H79V174H78ZM88 175H85V176H88ZM101 175H102V174H101ZM126 175H127V174H126ZM133 175H135V176L137 177V178H136V181L140 178V177L137 176L136 174H133ZM139 175H140V174H139ZM152 175H154V174H152ZM152 175H151V176H152ZM180 175H181V174H180ZM221 175L223 176L224 174H223V173H220V176H221ZM25 176H26V175H25ZM32 176H33V175H32ZM34 176H33V177H34ZM76 176H77V175H76ZM91 176H93V175H91ZM135 176H134V178H135ZM151 176H150V178H151ZM218 176H219V175H218ZM20 177H21V176H20ZM79 177H80V175H79ZM259 177H260V176H259ZM90 178H91V177H90ZM92 178H93V179H92V182H93V181L95 180V178H94V177H92ZM184 178H185V177H184ZM213 178H214V177H213ZM216 178H217V175H216ZM219 178H220V177H219ZM222 178H224V177H222ZM142 179H143V178H142ZM151 179H152V178H151ZM210 179H211V178H210ZM214 179H215V178H214ZM140 180H141V179H140ZM147 180H148V179H147ZM179 180H180V179H179ZM201 180H202V179H201ZM207 180L209 181V178H208ZM207 180L205 179V182H206ZM217 180H218V178H217ZM220 180H222V179L220 178ZM134 181H135V180H134ZM141 181H142V180H141ZM153 181H154V179H153ZM202 181H203V180H202ZM202 181H201V183H202ZM88 182L90 183L89 179H88ZM177 182H179V181L177 180ZM196 182H197V181H196ZM205 182H203L202 186L204 185ZM219 182H220V181H219ZM191 183L194 184V182H192V181H191ZM201 183H199V184H201ZM211 183H212V182H211ZM211 183H209V184H211ZM158 184H159V183H158ZM193 184H192V185H193ZM205 184H206V183H205ZM132 185H134V184L132 183ZM185 185H186V184H185ZM185 185H184V186H185ZM188 185H189V184H188ZM190 185H191V184H190ZM195 185H197V184H195ZM195 185H194V187H196L195 189H198L197 187H198L199 185H198V186H195ZM207 185H208V183H207ZM207 185H206V187H204L205 190L208 189V188H210V186L208 185V186H209V187H208ZM211 185H212V184H211ZM254 185H255V184H254ZM258 185H260V184H258ZM128 186H131V185H128ZM135 186H136V185H134L133 188H134L135 190H137V187H135ZM139 186H141V185H139ZM145 186H146V185H142V187H144L143 189L147 188V186H146V187H145ZM157 186H158V185H157ZM164 187L166 188V185H164ZM167 187H170V186H167ZM194 187H186V186L183 187V185H182V186L180 185V186H179V189H181V188H182V189H184V188H185V189H188V188H190V189L192 188V189H193ZM211 187H212V186H211ZM258 187H259V186H258ZM66 188H68V185H67ZM128 188H130V187H128ZM133 188H130V189H133ZM156 188H157V187H156ZM159 188H161V187H159ZM165 188L163 189V186H162L163 191L167 189V188H166V189H165ZM170 188H171V187H170ZM172 188H173V187H172ZM172 188H171V189H172ZM174 188H175V187H174ZM174 188H173V190L176 192V190L178 189V187L175 188V189H174ZM200 188H201V187H200ZM259 188H262L261 185H260ZM192 189L190 190V193H189V194H191V192H192V193L195 192V189H193L194 191H193ZM202 189H203V188H202ZM135 190H134V191H135ZM150 190H151V188H150ZM168 190H169V189H168ZM188 190H189V189H188ZM188 190H186V191H188ZM200 190H201V189H200ZM64 191H65V190H64ZM125 191H126V190H125ZM130 191H133V190H130ZM137 191H139V190H137ZM147 191H149V189H148ZM171 191H172V190H171ZM171 191H170V192H171ZM174 191H173V192H174ZM198 191H199V189H198ZM198 191H197V192H198ZM164 192H165V191H164ZM175 192H174V193H175ZM260 192H261V191H260ZM130 193H132V192H130ZM135 193H136V192H135ZM165 193H167V192H165ZM179 193H182V196L185 195V194H184L185 191L182 192V191L180 190ZM211 193H212V192H211ZM263 193H264V192H263ZM263 193L261 192V193L258 194V195H260V199H261V201H264V200H263L264 197H263V198L261 197ZM156 194H157V193H156ZM156 194H155V195H156ZM163 194H164L163 192H162V193H161V192L159 193V195H163ZM170 194H171V193H170ZM176 194H177V193H176ZM133 195H134V194H133ZM141 195H142V194H141ZM147 195H148V194H147ZM149 195H150V197L153 196V195H151V194H149ZM149 195H148V196H149ZM157 195H158V194H157ZM172 195H173V194H172ZM172 195H171V196H172ZM186 195H188V194H186ZM186 195H185L184 197H186ZM256 195H257V194H256ZM263 195H264V194H263ZM130 196H132V194H131ZM130 196H128V198H129ZM167 196H168V195H167ZM167 196L164 197V198H167ZM169 196H170V195H169ZM218 196H219V195H218ZM150 197H149V198H150ZM164 198H163V201L165 200ZM174 198H175V197L172 196V202L176 201V200L173 201ZM204 198H205V197H204ZM141 199H142V198H141V196H140V200H141ZM161 199H162V198H161ZM176 199H177V197H176ZM257 199H259V197H258ZM100 200H101V199H100ZM100 200H99V201H100ZM104 200H105V199H104ZM126 200H127V199H126ZM128 200H129V199H128ZM151 200H152V199H151ZM221 200H222V199H221ZM102 201H103V200H102ZM141 201H142V200H141ZM141 201H140V202H141ZM155 201H156V200H155ZM195 201H197V199H195ZM242 201H243V200H242ZM143 202H144V200H143ZM145 202H146V201H145ZM148 202H149V201H148ZM157 202H160V201H158V199H157L156 203H157ZM167 202H168V201H167ZM193 202H194V200H193ZM198 202H199V201H198ZM224 202H225V201H224ZM258 202H259V201H258ZM151 203H152V201H151ZM160 203H161V202H160ZM169 203H170V202H169ZM194 203H197V202H194ZM199 203H200V202H199ZM211 203H212V202H211ZM256 203H257V202H256ZM139 205H140V203H139ZM151 205H152V204H151ZM174 205H175V204H174ZM146 207H147V205H146L144 208H146ZM184 207H185V206H184ZM188 207H189V206H188ZM137 208H138V207H137ZM147 208H148V207H147ZM147 208H146V209H147ZM188 209H190V208H188ZM136 210H138V209H136ZM167 211H168V210H167ZM98 214H99V213H98ZM225 214H226V213H225ZM227 214H228V213H227ZM230 214H232V212H231ZM132 215H133V213H132ZM214 215H215V214H214ZM228 215H229V214H228ZM232 215H233V214H232ZM234 215H235V214H234ZM234 215H233V216H234ZM215 216H216V215H215ZM233 216L230 215L229 218L231 219V217H233ZM123 217H124V216H123ZM170 217L173 218V216H169V218H170ZM225 217H226V216H225ZM172 218H171V219H172ZM197 218H198V217H197ZM235 218H236V217H235ZM8 220H9V219H8ZM103 220H104V219H102V221H103ZM120 220H121V219H120ZM120 220H119V221H120ZM172 220H173V219H172ZM187 220H189L188 217H187ZM216 220H217V219H216ZM228 220H229V219H228ZM233 220H234V219H233ZM113 221H115V220L113 219ZM119 221H118V222H119ZM235 221H236V220H235ZM105 222H106V221H105ZM118 222H117V223H118ZM232 222H233V221H232ZM11 223H12V220H11ZM13 223L16 224L14 220H13ZM22 223H23V222H22ZM103 223H104V222H103ZM113 223H114V222H113ZM117 223H115V224H117ZM119 223H120V222H119ZM119 223H118V224H119ZM126 223H127V222H126ZM157 223H158V222H157ZM236 223H237V222H236ZM86 224H87L86 226H88V223H86ZM118 224H117V225H118ZM130 224H131V223H130ZM158 224H160V222H159ZM212 224H213V223H212ZM237 224H238V225H237ZM237 224H236V225H237L236 228H234V229H237V227H238V228L240 227V231H241V233H243L242 231H244V230H241L243 227H241V225L239 226L240 223H237ZM241 224H243V223H241ZM26 225H27V224H26ZM28 225H29V224H28ZM106 225H107V224H106ZM152 225H153V224H152ZM222 225H224V222H223V223L221 222V226H220L221 229H222V227H224V226H222ZM243 225H244V224H243ZM21 226H22V225H21ZM153 226H154V225H153ZM174 226H175V225H174ZM212 226H213V225H212ZM246 226H247V225H245L244 227L246 228ZM17 227H19V224H18ZM24 227H26V226H24ZM27 227H28V226H27ZM30 227L33 229L32 226H30ZM128 227H129V226H128ZM171 227H172V226H171ZM195 227H196V226H195ZM226 227H227V226H226ZM247 227H248V226H247ZM249 227H250V226H249ZM42 228H43V227H41V230H42ZM86 228H87V227H86ZM105 228H106V227H105ZM155 228H157V227L154 226V229H155ZM158 228H159V227H158ZM158 228H157V229H158ZM188 228H189V226H188ZM196 228H197V227H196ZM224 228H225V227H224ZM228 228H229V227H227V229H228ZM46 229H48V228H46ZM103 229H104V225H103ZM131 229H132V228H131ZM146 229H147V228H146ZM157 229H156V230H157ZM211 229H213V228H211ZM227 229H226V230H227ZM234 229H233V230H234ZM13 230H14V229H13ZM48 230H50V229H48ZM48 230H46V231L49 233L50 231H48ZM98 230H99V232H102V231H103V230L100 231L99 227H98ZM104 230H106V229H104ZM147 230H148V233H149V232H150L149 229H147ZM147 230H146V231H147ZM162 230H163V229H162ZM162 230L160 229L159 232L161 233V232L164 231L163 233H165V230H163V231H162ZM166 230H167V229H166ZM194 230H195V228H194ZM223 230L225 231V229H223ZM231 230H232V229H231ZM245 230H246V229H245ZM247 230L249 231V229H247ZM251 230H253L252 227H251ZM34 231H35V230H34ZM131 231H132V230H131ZM171 231H172V230H171ZM198 231H200V230H198ZM228 231H229V229L227 230V232H228ZM240 231H239V233H240ZM14 232H16V231H14ZM35 232H36V231H35ZM104 232H107V230L104 231ZM104 232L101 233V234L104 235ZM143 232H144V231H142V233H143ZM187 232H188V231H187ZM190 232H191V230H190ZM192 232H193V231H192ZM229 232H230V231H229ZM250 232H251V235H250V236H252V237L254 236V234H256V231H255V230H254V232H253V231H249V233H250ZM11 233H12V232H11ZM145 233L148 235L147 232H145ZM168 233H170L169 230H168ZM168 233L163 234V236H164V235H165V237H168L169 235L171 236V234H169V235L167 236ZM223 233H224V232H223ZM225 233H226V231H225ZM230 233H231V232H230ZM236 233H237V232H236ZM239 233H238V234H239ZM244 233H246V234H244V235L242 234V235H243V236H246V235H247V238H249V233H248V234H247V232H244ZM252 233H254V234H252ZM18 234H19V233H18ZM98 234H99V233H98ZM118 234H119V233H118ZM136 234H137V233H136ZM151 234H152V232H151ZM220 234H222V233H220ZM227 234H228V233H226V235H227ZM14 235H15V234H14ZM28 235L30 236V234H27L26 236L28 237ZM47 235H49V234H47ZM119 235H120V234H119ZM139 235H140V234H139ZM172 235H173V234H172ZM190 235L192 236V234H190ZM222 235H224V234H222ZM242 235H241V237H242ZM15 236H16V235H15ZM56 236L58 237V235H56ZM59 236H60V235H59ZM98 236H99V235H98ZM148 236H149V235H148ZM150 236H151V235H150ZM150 236H149V237H150ZM182 236H183V235H182ZM227 236H228V237H227ZM227 236L224 237L225 240H226V241L224 240V242H226L225 244H227V242H228V240H229L228 238H229L231 235L229 236V234H228ZM27 237H25V239H27ZM39 237H40V236H39ZM42 237H43V236H42ZM112 237H115V236H112ZM116 237H118V236H116ZM187 237H188V236H187ZM212 237H213V236H212ZM238 237H239V239H238L237 237H235V238H237V239L230 237V240H229L230 242H228V243L231 244V245H233L232 248L235 247V245H236L235 243L238 242V241H236V240H240V234H239ZM140 238H144V234H143V236H140ZM226 238H227L228 240H227ZM245 238H246V237H244V239H245ZM153 239L155 240V238H153ZM161 239H162V238H161ZM185 239H186V238H185ZM232 239L235 240V241H234L235 243H232V242H231ZM241 239H243V237H242ZM42 240H43V239H42ZM113 240H114V239H113ZM115 240H116V239H115ZM143 240H144V239H143ZM145 240H147V238H146ZM1 242H2V241H1ZM121 242H122V241H121ZM144 242H145V241H143V243H144ZM192 242H194V241H192ZM192 242H191V243H192ZM116 243L118 244V243H119V240H118V242H116ZM145 243H146V242H145ZM147 243H148V242H147ZM35 244H36V243H35ZM188 244H189V243H188ZM193 244H195V242H194ZM193 244H192L191 246H193ZM229 244H228V245H229ZM234 244H235V245H234ZM0 245H1V244H0ZM48 245H50V244H48ZM80 245H82V244H80ZM156 245L158 246V243H156ZM200 245H202V244H200ZM208 245H209V244H208ZM210 245H211V243H210ZM220 245H221V244H220ZM237 245H238V244H237ZM239 245H240V244H239ZM216 246H217V245H216ZM225 246H226V245H225ZM1 247H2V245H1ZM121 247H122V246H121ZM125 247H126V246H125ZM127 247L129 248L130 246H127ZM173 247H174V246H173ZM212 247H213V246H212ZM212 247H211V248H212ZM220 247H221V246H220ZM227 247H229V246H226V248H224V250L228 249ZM11 248H12V246H11ZM13 248H14V246H13ZM50 248H51V247H50ZM50 248H45V250L48 251V249H50ZM122 248H123V247H122ZM155 248H156V247H155ZM155 248H154V249H155ZM159 248L161 249L160 245H159ZM170 248H171V247H170ZM193 248H194V246H193ZM196 248L198 249V247H196ZM196 248H194V250H195ZM199 248H200V247H199ZM215 248H216V247H213L212 250L218 251V247L216 248L217 250H216ZM229 248L232 249L231 246H230ZM20 249H21V248H20ZM26 249H27V248H26ZM26 249H25L24 247H22V249H21V250H24V251H23V253L25 252L24 254H20V253L18 252L19 254L16 255L15 252H14V254L16 255L17 261H18L17 264H34L36 261H38V260L41 258V257H40L39 259H37L38 256L34 255L33 252H32V251H34V250L31 249V250H32V251H31L30 249H27V250H26ZM80 249H81V247H80ZM82 249H83V246H82ZM133 249H134V248H133ZM133 249H132V250H133ZM187 249H188V248H187ZM219 249H220V248H219ZM17 250H18V249H16V251H17ZM42 250H44V249H42ZM52 250H53V249H52ZM58 250H59V249H58ZM58 250H57V251H58ZM60 250H62V249L60 248ZM68 250H70V249H68ZM71 250H72V249H71ZM121 250H122V249H120L119 252H120ZM126 250H127V249L125 248L124 251H125V253L127 252L126 254H128V255L133 254V255H134V252H133V251H131V254H130V253L128 252V250H127V251H126ZM151 250H152V249H151ZM207 250H208V249H207ZM212 250H211V251H212ZM220 250H221V249H220ZM14 251H15V250H14ZM35 251H36V250H35ZM63 251H64V249H63ZM65 251H66V250H65ZM65 251L62 252V253H63V254H66ZM101 251H103V249H102ZM141 251H142V250H141ZM197 251H198V250H197ZM215 251H214V252H215ZM8 252H10V251H8ZM51 252L54 253L55 251H54V252L51 251ZM67 252H68V251H67ZM70 252H71V251H70ZM70 252H69L70 256H71V254L73 255L74 251L72 250L73 253H70ZM103 252H104V251H103ZM114 252H115V251H114ZM116 252H117V251H116ZM132 252H133V253H132ZM189 252H191V251H189ZM214 252H213V253H214ZM226 252H227V251H226ZM6 253H7V252H6ZM11 253H13V251L9 253L10 256H11ZM37 253H38V251H37ZM37 253H35V254H37ZM43 253H44V252H43ZM75 253L77 254V252H75ZM88 253L90 254V252H88ZM96 253H97V252H95V253H91V254H93V255L95 254V255H96ZM98 253H99V252H98ZM196 253H197V252H196ZM7 254H8V253H7ZM39 254H40V253H39ZM63 254H60V255H61V256H60V255L57 254V252H56V255H58V257H60V258H59L60 260H61V259H62V260H66V259H64V258H65V257H68L69 254H68V256H65V257L62 256ZM76 254H75V255H76ZM78 254H79V253H78ZM118 254H119V253H118ZM118 254H117V255H118ZM142 254H143V256H144V253H143V252H142ZM151 254H152V253H151ZM237 254H238V253H237ZM40 255H41V254H40ZM40 255H39V256H40ZM53 255H54V254H53ZM53 255H52L51 257H53ZM79 255H80V254H79ZM86 255H87V254H86ZM93 255H91V256H93ZM100 255H101V254H100ZM100 255H99V257H98L97 255H96V257L94 256L95 258L92 257V258L96 259L95 261H93V263H95V262L98 260L97 258H100V260H102L101 257H100ZM109 255H110V254H109ZM117 255H116V256H117ZM120 255H121V252H120ZM120 255H119V256H120ZM123 255H125V254H123ZM123 255H121V256L124 257ZM133 255H132V256H133ZM145 255H146V254H145ZM148 255H149V256L146 255V258H147V257L149 258V257L151 256L150 254H148ZM2 256H3V255H2ZM35 256H36V257H35ZM48 256H50V254H47V257H48ZM80 256H81V255H80ZM80 256H79L78 258H79V260L81 261ZM112 256H114V255H112ZM154 256H155V257L157 256L158 259L155 258V257L153 258V254H152V257H150V258H152L151 260L154 259V261H155V259H156V260H157L156 262H159V261H160V258L158 257V254H156V255L154 254ZM159 256H160V255H159ZM162 256H164V255H162ZM222 256H223V255H222ZM4 257H5V258H6V257H7V258H10V259H8V260H12L11 257H8V256H6V255H5ZM47 257L45 256V259H44V257H43L40 261H42V260L47 261V260H46ZM61 257H62V258H61ZM72 257H73V256H72ZM74 257H75V256H74ZM117 257H118V256H117ZM133 257H134V256H133ZM179 257H180V256H179ZM232 257H233V256H232ZM69 258H70V257H69ZM69 258H68V259H69ZM110 258H111V255H110ZM144 258H145V257H144ZM162 258H163V259H162ZM162 258H161V260H163V262H164V260H165L164 263H167V262H168V261H166V259H164V257H162ZM165 258H166V257H165ZM234 258L237 259L236 256H235ZM1 259H3V258H1ZM36 259H37V260H36ZM94 259H90V260H94ZM106 259H109V257H106ZM114 259H116V258L114 257L113 260H114ZM131 259H133V258H131ZM131 259H127V262H128V260H131ZM134 259H135V258H134ZM169 259H171V258H169ZM169 259H168V260H169ZM180 259H183V257L179 258V260H180ZM184 259H185V258H184ZM8 260H7V261H8ZM70 260H71V259H70ZM76 260H77V259H76ZM76 260H75V261H76ZM135 260H137V259H135ZM135 260H134V262H135L134 264H136V261H135ZM149 260H150V259L146 260L144 263L149 262ZM177 260H178V259H176V261H177ZM187 260H188V259H187ZM214 260H215V259H214ZM234 260H235V259H234ZM234 260H233V258H232V261H233V262H234ZM7 261H6V262H7ZM12 261H13V260H12ZM54 261H55V260H54ZM54 261H52V262H54ZM73 261H74V260H73ZM82 261H83V260H82ZM85 261L87 262L86 259H85ZM110 261H112V260H110ZM139 261H140V260H139ZM182 261H185V260H182ZM188 261H189V260H188ZM188 261H187V262H188ZM209 261H211V260H209ZM249 261L252 262L253 260H249ZM61 262H63V261H61ZM68 262H69V261H67V263H68ZM90 262H91V261H89V263H90ZM97 262H100V261L98 260ZM103 262H104V261H103ZM106 262H107V261H106ZM115 262H118L117 259H116V261H114L113 264H115ZM119 262H120V261H119ZM169 262H170V260H169ZM171 262H172V260H171ZM200 262H201V261H200ZM213 262H214V261H213ZM218 262H219V261H218ZM218 262H217V264H218ZM245 262H246V261H245ZM253 262H254L255 264H257V262H255V261H253ZM253 262H252V263H253ZM260 262H262V261H260ZM7 263H9V262H7ZM44 263H45V262H44ZM55 263H56V261H55ZM83 263H85V262H83ZM83 263H82V264H83ZM89 263H88V264H89ZM93 263H90V264H93ZM100 263H102V262H100ZM111 263H112V262H111ZM111 263H110V262H107V264H111ZM173 263H175V262L173 261L172 263H169V264H173ZM183 263H185V262H183ZM183 263H181V264H183ZM252 263H251V264H252ZM254 263H253V264H254ZM0 264H1V262H0ZM2 264H3V263H2ZM10 264H11V263H10ZM49 264H50V263H49ZM70 264H71V262H70ZM80 264H81V263H80ZM85 264H86V263H85ZM121 264H122V262H121ZM137 264H139V263H137ZM192 264H193V263H192ZM202 264H203V263H202ZM209 264H212V263H209ZM213 264H215V262H214ZM236 264H237V262H236ZM238 264H241V263H238ZM258 264H260V263H258ZM261 264H262V263H261ZM263 264H264V263H263Z\"/></svg>", "mask_w": 264, "mask_h": 264}]
</instances>
